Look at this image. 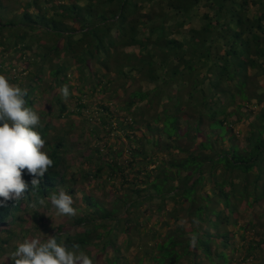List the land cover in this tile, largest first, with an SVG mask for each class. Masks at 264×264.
<instances>
[{
    "label": "trees",
    "instance_id": "1",
    "mask_svg": "<svg viewBox=\"0 0 264 264\" xmlns=\"http://www.w3.org/2000/svg\"><path fill=\"white\" fill-rule=\"evenodd\" d=\"M0 48V74L26 80L17 84L28 106L44 98L37 90L48 78V93L61 92L39 114L65 120L63 131L40 128L45 140L48 130L60 134L45 144L53 165L38 189L0 209V256L11 255L16 238L56 233L94 264H232L234 235L221 228L238 225L243 203L252 211L264 206V0H0ZM74 73L79 86L67 85ZM88 84L92 95L115 101L100 104V125L89 132L99 136L116 120L128 151L84 144L89 118L77 126L72 116L84 114L67 105L72 90L83 95ZM60 190L73 196L77 212L71 224L49 230L40 214L52 211L48 195ZM145 205L173 225L148 228L140 221ZM262 220L260 212L241 226L254 232L249 241L241 236L245 262L264 264ZM136 241L142 256L130 261Z\"/></svg>",
    "mask_w": 264,
    "mask_h": 264
},
{
    "label": "clouds",
    "instance_id": "2",
    "mask_svg": "<svg viewBox=\"0 0 264 264\" xmlns=\"http://www.w3.org/2000/svg\"><path fill=\"white\" fill-rule=\"evenodd\" d=\"M62 94L69 95L67 86ZM26 96V89L0 74V209L23 199L26 191L38 189L41 178L53 165L45 144L53 142L55 132L48 130L50 139L42 138L41 116L36 104L28 106ZM26 176L31 180H26ZM48 199L57 215H76L73 196L64 190L50 193ZM39 203L44 205L45 201ZM46 237L25 238L0 264H94L78 244L69 245L56 233ZM190 242L195 246L197 237L193 235Z\"/></svg>",
    "mask_w": 264,
    "mask_h": 264
},
{
    "label": "rangeland",
    "instance_id": "3",
    "mask_svg": "<svg viewBox=\"0 0 264 264\" xmlns=\"http://www.w3.org/2000/svg\"><path fill=\"white\" fill-rule=\"evenodd\" d=\"M13 8H17L16 5H14ZM201 12H203V11L201 10ZM75 26H77V25H75ZM187 28H189V26ZM0 51H1V48H0ZM21 65H23L25 68L27 67V65L24 63H21ZM75 73H76V70H75ZM75 73H74V75H72V78H71L72 81H69V83L67 85L72 86L75 84L76 86H79V82L74 80L78 76V75H75ZM48 80H49L48 78H45L43 85L41 86V88L39 90H37L38 93H40L44 96V98L43 99L40 98L39 103H37L35 105V108H36L38 113L42 110H46L48 108V106H50L52 103V97L56 96L57 93L61 92L60 89L55 88L49 94L47 90H48V86H50L51 82L48 83ZM18 82L22 83L23 84L22 86H24L26 83V80L20 79ZM18 82H16L15 84H17ZM260 83L264 84L263 78H260ZM89 86H90L89 84L85 86L83 95H81V94L78 95L77 90L73 89L72 94H71L73 98L70 99V101L68 102V105H67L69 108V111L75 112V113L80 112V113L84 114V116H75V115L72 116L71 120L77 126H81V124L83 125L84 119L89 118V121L86 120L85 128H84L85 129L84 130L85 135H84V141H83L84 144H85V142H87L88 148H92V146H95L96 144H100L101 146L106 145L107 147L113 146V148L116 151L120 150L121 147H124V151H128L130 141H128L126 139V135H125L126 133L122 129L119 128V125L117 124L116 120L111 119L112 125H109L105 128L102 126V128H103L102 130L100 128L97 129V131L99 132V136L91 135V132H89L88 128L91 129L93 127L95 128V126H97L98 124L100 125V120H99V116H100L99 106H100V104L109 105V106L115 105V101L112 102V101L108 100V98L110 97V93L109 94H102V93H99L97 91L96 93H93V95H92L91 92L87 91ZM80 98L82 100H80ZM79 105H84V107L80 108ZM112 111H115V108H113ZM115 115L122 116L123 113L120 111L119 112L116 111ZM51 119H52V117H47L45 119L41 118V125L45 126L47 123H51L54 127H56L57 129H61L63 131L64 126H62V124H64L65 120L62 119L61 122H58L57 120L50 121ZM121 120L123 121L124 119H122V117H121ZM244 124L245 125L238 126L237 131H239V130L245 131L249 122H245ZM54 132L57 134H60V130L59 131L55 130ZM51 136H52V134H51ZM71 138H74V142H76L75 137L72 136ZM240 143L244 144V141L241 140ZM105 150H106L105 152H107V148H105ZM70 158H71V156H68V159H70ZM125 159H126L125 156H123V159H121V160L123 161ZM154 167L155 166L153 165L150 168L153 169ZM132 176H134V174H132ZM85 187H86V189H90L89 185H86ZM77 190H78V188H77ZM109 190L112 191V188L110 189V186H107L105 189V193L108 192ZM101 191L102 190H99L100 194H101ZM80 197H81L80 193L77 192V198L79 199ZM110 199H111V196L109 197V200ZM158 202L159 201H155V200L153 202H150V203L148 202L147 208L149 206L152 209L154 206V203H158ZM172 207H173V203L168 201L166 204V210L169 211L172 209ZM22 208H25V202H23ZM257 209L258 210H255V211H252V209L251 210L247 209L246 204L243 203L242 205H240L238 207V214H239L238 225L224 226L221 228V231L226 230V231H229L232 235H234L233 240L235 241V243L232 244L230 246V248L227 250L228 255L230 256V259L232 260V262H231L232 264H257V262H252V260H253L252 258L246 260V262L244 261V257L246 255L245 247L247 246V242H244L242 240V237H241L242 235H244L246 238L245 240H247V241H249V240H251V238H253L254 232L252 230H249L248 232L245 233L241 226L246 225L254 215L256 216L260 212L264 213L263 204L261 206H259ZM145 210H146V205L142 209V213L145 214V216H142L140 221L144 225H146L148 228H155L156 230L160 229L163 222L170 220L167 217V215L163 216V218L161 220L159 215H157V214L153 215L151 213H147L148 211L145 212ZM23 213H24V215H23L24 219L30 217V215L28 213H26L24 209H23ZM68 217L69 216L57 215L54 208L50 212L47 210H43V211H41V214H40V218L41 219L43 218V220L41 222L43 224H45L47 222L49 230H51L54 227L59 226L60 224H64V223L71 224ZM159 220H161V221H159ZM170 221H171V224L173 225V223H174L173 220H170ZM179 224H184V226L186 227V231L191 229V223L188 221L180 222ZM258 224H260L261 226H264V220L259 221ZM34 226L30 223H27L25 229L33 228ZM36 226H40V225L37 224ZM3 229H6V228L4 227ZM74 229L75 228L73 227V230ZM163 231H164V229H163ZM63 233H65V232H62L61 234H63ZM23 237L16 238L14 243L19 244L20 242L23 241ZM24 238H29V237H24ZM31 238H32V236H31ZM121 240H122V238L117 242L118 246H120L123 243V241H121ZM140 243H141V241H136L134 247H132L130 249V253L128 255L130 261H135V259H137L138 255L142 256ZM108 251H107V253H111V256H112L113 255L112 249H109ZM6 259L7 260L9 259V255L8 256H6V255L0 256V263L4 262ZM255 260H256V258H255ZM258 260L264 262V258H263V260H261V259H258ZM10 261L11 260H9V262ZM203 263L209 264V262H207V260H204ZM98 264H102V260L98 261ZM185 264H188V263L185 262Z\"/></svg>",
    "mask_w": 264,
    "mask_h": 264
}]
</instances>
